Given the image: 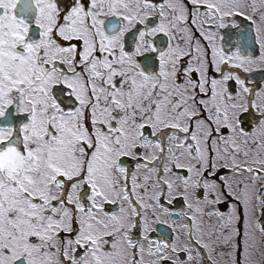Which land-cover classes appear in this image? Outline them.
I'll list each match as a JSON object with an SVG mask.
<instances>
[{"label": "snow or ice", "instance_id": "snow-or-ice-1", "mask_svg": "<svg viewBox=\"0 0 264 264\" xmlns=\"http://www.w3.org/2000/svg\"><path fill=\"white\" fill-rule=\"evenodd\" d=\"M256 71L264 0H0V264H264Z\"/></svg>", "mask_w": 264, "mask_h": 264}, {"label": "flooded vegetation", "instance_id": "flooded-vegetation-1", "mask_svg": "<svg viewBox=\"0 0 264 264\" xmlns=\"http://www.w3.org/2000/svg\"><path fill=\"white\" fill-rule=\"evenodd\" d=\"M235 20L238 22V24L240 25V31L241 32H248L249 27H250V22L245 21V20H240L238 17L235 18ZM251 33L248 32V35H250ZM237 38L236 37H232L231 41H228L227 39L224 42V46L226 48H233V45L236 44ZM241 47L244 49L245 53L247 55H258V50L253 48V47H249L248 45L251 44V40H247L246 43L244 41H240ZM234 50V48H233ZM245 76H247L249 81H252L254 83H257L258 86H262L263 82H264V71H256L254 73H245ZM177 208H179V205H177ZM162 234H167L165 229L163 227L158 228L157 231L155 233H153V238H157L160 237ZM257 261V264H259V260H260V255L256 256L254 258Z\"/></svg>", "mask_w": 264, "mask_h": 264}, {"label": "rangeland", "instance_id": "rangeland-1", "mask_svg": "<svg viewBox=\"0 0 264 264\" xmlns=\"http://www.w3.org/2000/svg\"><path fill=\"white\" fill-rule=\"evenodd\" d=\"M240 20H245V21H247L244 17H238ZM249 22V21H248ZM236 23H238L237 21H236ZM221 34H223V33H221ZM259 54V53H258ZM253 56H255V55H253ZM262 86H264V82H263V84H262ZM261 258V257H260Z\"/></svg>", "mask_w": 264, "mask_h": 264}]
</instances>
